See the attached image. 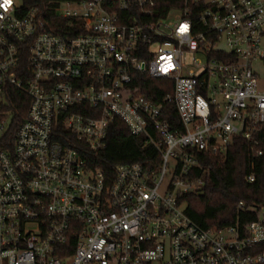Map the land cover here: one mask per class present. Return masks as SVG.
<instances>
[{"label": "built area", "instance_id": "obj_1", "mask_svg": "<svg viewBox=\"0 0 264 264\" xmlns=\"http://www.w3.org/2000/svg\"><path fill=\"white\" fill-rule=\"evenodd\" d=\"M44 1L0 0V141L7 98H29L0 147V264H264V203L214 229L185 202L205 187L201 159L239 136L258 145L264 0ZM147 80L171 81L162 102ZM116 120L159 161L118 164L108 183L89 154Z\"/></svg>", "mask_w": 264, "mask_h": 264}, {"label": "trees", "instance_id": "obj_2", "mask_svg": "<svg viewBox=\"0 0 264 264\" xmlns=\"http://www.w3.org/2000/svg\"><path fill=\"white\" fill-rule=\"evenodd\" d=\"M30 4L46 9L44 0H31ZM147 82L144 91L150 93L151 90L158 102H162L166 84L171 91V81ZM7 102L13 117L11 128L0 141V147L13 148L17 129L26 117L29 98L23 92L14 90ZM167 111V118L179 126L175 106L169 105ZM255 139L258 141L257 146L239 136L226 156L207 155L201 159L199 172L206 182L205 187L201 193L185 196V202L189 216L203 228L221 229L238 222L244 226L257 218V212L253 210L238 209L240 201H246L249 205L264 203V127L255 135ZM258 150H263V154L254 156ZM89 155L91 167L102 170L108 183L114 179L118 164L159 161V153L154 146L146 143L144 137L133 135L121 120H116L110 126L106 147ZM251 172L256 174L255 183H248L245 179Z\"/></svg>", "mask_w": 264, "mask_h": 264}, {"label": "rangeland", "instance_id": "obj_3", "mask_svg": "<svg viewBox=\"0 0 264 264\" xmlns=\"http://www.w3.org/2000/svg\"><path fill=\"white\" fill-rule=\"evenodd\" d=\"M261 81L264 82V61L259 62L257 66Z\"/></svg>", "mask_w": 264, "mask_h": 264}]
</instances>
